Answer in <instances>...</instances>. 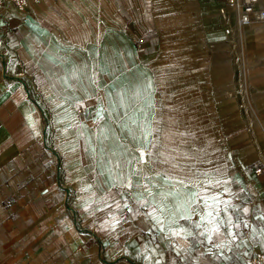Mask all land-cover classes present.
Segmentation results:
<instances>
[{
  "label": "crops",
  "instance_id": "obj_1",
  "mask_svg": "<svg viewBox=\"0 0 264 264\" xmlns=\"http://www.w3.org/2000/svg\"><path fill=\"white\" fill-rule=\"evenodd\" d=\"M224 8L0 7V264L264 252V22L228 35Z\"/></svg>",
  "mask_w": 264,
  "mask_h": 264
},
{
  "label": "built area",
  "instance_id": "obj_2",
  "mask_svg": "<svg viewBox=\"0 0 264 264\" xmlns=\"http://www.w3.org/2000/svg\"><path fill=\"white\" fill-rule=\"evenodd\" d=\"M44 0H0V7L4 4H12L20 13L25 12L31 5H38ZM223 13L229 23L226 34H231L234 20L239 29L251 26L255 22H264V0H225ZM232 14V15H230ZM139 45L143 40L138 41ZM258 170L257 172H259ZM249 264H264V252L255 251Z\"/></svg>",
  "mask_w": 264,
  "mask_h": 264
},
{
  "label": "rangeland",
  "instance_id": "obj_3",
  "mask_svg": "<svg viewBox=\"0 0 264 264\" xmlns=\"http://www.w3.org/2000/svg\"><path fill=\"white\" fill-rule=\"evenodd\" d=\"M249 31H250V29H249ZM246 33H248V34H255L256 35V32L254 31H250V32H246ZM262 35H264V32L262 33ZM139 40H143V42H144V38H143V36H140V37H138L135 41H134V44H135V46H136V48L139 50L140 49V46L142 45H139V43H138V41ZM260 45H263V44H257V49H260L259 48V46ZM81 112V110H78V113H80Z\"/></svg>",
  "mask_w": 264,
  "mask_h": 264
},
{
  "label": "bare ground",
  "instance_id": "obj_4",
  "mask_svg": "<svg viewBox=\"0 0 264 264\" xmlns=\"http://www.w3.org/2000/svg\"><path fill=\"white\" fill-rule=\"evenodd\" d=\"M252 28H253V27H252ZM254 29H255V28H254ZM259 29H260V27H259ZM243 32H244V31H242V34H243ZM258 33H259V32H258ZM242 37H243V35H242ZM241 40H242V39H241ZM244 42H245V41H244Z\"/></svg>",
  "mask_w": 264,
  "mask_h": 264
}]
</instances>
